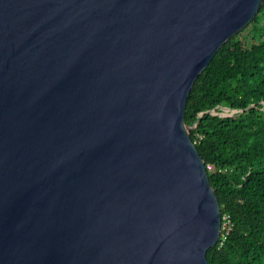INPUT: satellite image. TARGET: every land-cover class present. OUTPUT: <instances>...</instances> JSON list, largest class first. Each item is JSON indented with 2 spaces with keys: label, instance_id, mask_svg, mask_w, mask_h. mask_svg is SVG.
Here are the masks:
<instances>
[{
  "label": "water",
  "instance_id": "95a60500",
  "mask_svg": "<svg viewBox=\"0 0 264 264\" xmlns=\"http://www.w3.org/2000/svg\"><path fill=\"white\" fill-rule=\"evenodd\" d=\"M262 2L0 0V264H207L186 100Z\"/></svg>",
  "mask_w": 264,
  "mask_h": 264
},
{
  "label": "trees",
  "instance_id": "16d2710c",
  "mask_svg": "<svg viewBox=\"0 0 264 264\" xmlns=\"http://www.w3.org/2000/svg\"><path fill=\"white\" fill-rule=\"evenodd\" d=\"M184 122L229 218L207 264H264V0L194 81Z\"/></svg>",
  "mask_w": 264,
  "mask_h": 264
},
{
  "label": "built area",
  "instance_id": "2783aa9c",
  "mask_svg": "<svg viewBox=\"0 0 264 264\" xmlns=\"http://www.w3.org/2000/svg\"><path fill=\"white\" fill-rule=\"evenodd\" d=\"M223 220H224V223H223ZM228 223H229V218H228V216L223 215V216H222L221 230H222L223 226H224V227H225V226H228Z\"/></svg>",
  "mask_w": 264,
  "mask_h": 264
},
{
  "label": "rangeland",
  "instance_id": "374dc122",
  "mask_svg": "<svg viewBox=\"0 0 264 264\" xmlns=\"http://www.w3.org/2000/svg\"><path fill=\"white\" fill-rule=\"evenodd\" d=\"M232 112H234L232 109H229V108H227V107H224V108H222V113L223 114H232Z\"/></svg>",
  "mask_w": 264,
  "mask_h": 264
}]
</instances>
